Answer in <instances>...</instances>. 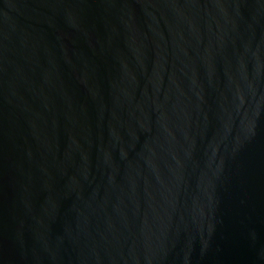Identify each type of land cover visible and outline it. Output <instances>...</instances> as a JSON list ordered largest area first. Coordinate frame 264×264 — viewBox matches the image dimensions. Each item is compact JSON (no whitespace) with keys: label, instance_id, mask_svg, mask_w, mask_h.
I'll return each mask as SVG.
<instances>
[{"label":"water","instance_id":"1","mask_svg":"<svg viewBox=\"0 0 264 264\" xmlns=\"http://www.w3.org/2000/svg\"><path fill=\"white\" fill-rule=\"evenodd\" d=\"M0 264H264V0H0Z\"/></svg>","mask_w":264,"mask_h":264}]
</instances>
